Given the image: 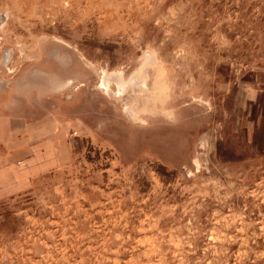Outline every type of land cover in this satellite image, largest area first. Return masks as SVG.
<instances>
[{
    "label": "rangeland",
    "instance_id": "rangeland-1",
    "mask_svg": "<svg viewBox=\"0 0 264 264\" xmlns=\"http://www.w3.org/2000/svg\"><path fill=\"white\" fill-rule=\"evenodd\" d=\"M0 102V264H264V0H0Z\"/></svg>",
    "mask_w": 264,
    "mask_h": 264
},
{
    "label": "crops",
    "instance_id": "crops-1",
    "mask_svg": "<svg viewBox=\"0 0 264 264\" xmlns=\"http://www.w3.org/2000/svg\"><path fill=\"white\" fill-rule=\"evenodd\" d=\"M0 102V200L26 190L30 178L43 171V119L12 113Z\"/></svg>",
    "mask_w": 264,
    "mask_h": 264
}]
</instances>
